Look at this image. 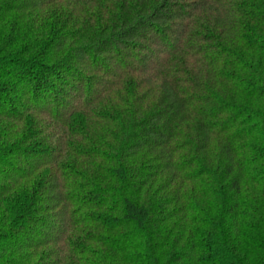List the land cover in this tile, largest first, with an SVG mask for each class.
<instances>
[{
	"label": "trees",
	"instance_id": "1",
	"mask_svg": "<svg viewBox=\"0 0 264 264\" xmlns=\"http://www.w3.org/2000/svg\"><path fill=\"white\" fill-rule=\"evenodd\" d=\"M0 264H264V0H0Z\"/></svg>",
	"mask_w": 264,
	"mask_h": 264
}]
</instances>
